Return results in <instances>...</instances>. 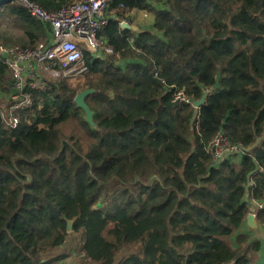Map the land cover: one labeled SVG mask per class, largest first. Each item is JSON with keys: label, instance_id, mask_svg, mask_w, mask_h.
<instances>
[{"label": "trees", "instance_id": "1", "mask_svg": "<svg viewBox=\"0 0 264 264\" xmlns=\"http://www.w3.org/2000/svg\"><path fill=\"white\" fill-rule=\"evenodd\" d=\"M27 1L53 13L76 0ZM134 10L152 32L121 27ZM106 15L114 55H84L94 126L67 79L32 90L18 127L0 119V264H75L72 234L79 264H260L241 230L264 201V0H111ZM0 24L32 46L47 33L19 0ZM180 91L206 103H175ZM220 132L242 151L216 165Z\"/></svg>", "mask_w": 264, "mask_h": 264}, {"label": "built area", "instance_id": "2", "mask_svg": "<svg viewBox=\"0 0 264 264\" xmlns=\"http://www.w3.org/2000/svg\"><path fill=\"white\" fill-rule=\"evenodd\" d=\"M30 15L46 27V37L34 46L7 45L0 43V59L7 66L8 81H3L4 97L8 103L0 108V119L9 129L19 126L18 112L33 108L32 90H49V81L67 79L69 82L85 76L89 67L84 55L90 53L93 59L101 55L113 56L112 48L106 46L100 31L108 25L106 15L111 0H76L57 12H48L35 3L19 0ZM121 27L127 22L119 20ZM175 103L193 106L184 91L176 94ZM242 148L231 146L226 135L218 133L210 144L214 164L239 153ZM252 208L257 216L264 210V201H255Z\"/></svg>", "mask_w": 264, "mask_h": 264}, {"label": "rangeland", "instance_id": "3", "mask_svg": "<svg viewBox=\"0 0 264 264\" xmlns=\"http://www.w3.org/2000/svg\"><path fill=\"white\" fill-rule=\"evenodd\" d=\"M0 32L2 33V38H1L0 43L3 42L5 44H7V45L32 46L27 41H24L23 43H19L20 41H22V39H24L23 38V34L19 30L15 29L13 27H10V26H8L6 24H0ZM44 39L39 40V42L43 41ZM8 41L10 43H8ZM101 56H102L103 60H105L106 58L109 57V56H106V55H101ZM97 59H99V58H96V60ZM99 60H101V59H99ZM115 60L117 61L116 63L118 65H122V67L125 65L124 62L119 63L120 60H118V57H116ZM87 75H85V76H83L81 78L75 79L74 81L69 82V84L74 89H81L80 93H82L85 90L89 89V88H87V86L85 87ZM9 79H10L9 77H6L4 79V81H8ZM2 93H4V88H3V86H0V94H2ZM7 103H8V101L4 97H1V99H0V108H4L7 105ZM80 129H81V127L79 125H76V124L67 125V126H64L62 128L64 133L67 134V135L72 134L75 130H77V132H80L79 131ZM82 136H83V134H82ZM81 144L86 149L89 143L81 142ZM259 234H260V232L255 234V235L259 236ZM251 239H253V238H251ZM255 240H257V239H255ZM79 249H80L79 236L72 234L71 237L69 238L66 246H65L66 253L71 254V258L69 260L70 263H75V264H79L80 263L81 257H83V255L79 252ZM259 255H260V260H259L258 263L261 262L262 257H264V253L262 254V252H260ZM117 257H118V259L121 258L122 257V253H120Z\"/></svg>", "mask_w": 264, "mask_h": 264}, {"label": "crops", "instance_id": "4", "mask_svg": "<svg viewBox=\"0 0 264 264\" xmlns=\"http://www.w3.org/2000/svg\"><path fill=\"white\" fill-rule=\"evenodd\" d=\"M127 24L130 27V30L133 33H140L143 31H153V25L155 21V17L153 14L146 12V11H141V10H134L130 13L127 14ZM0 99H1V94H0ZM251 208L255 207V203L251 202L250 203ZM258 222V221H257ZM259 223V222H258ZM260 234L259 236H256L257 234L254 231L249 230L247 224L245 223L241 232L243 234L249 235L251 238L258 239L262 242V249L261 252L262 254L264 253V224H260ZM263 230V231H262ZM264 262V257H262V260L260 264H263Z\"/></svg>", "mask_w": 264, "mask_h": 264}, {"label": "water", "instance_id": "5", "mask_svg": "<svg viewBox=\"0 0 264 264\" xmlns=\"http://www.w3.org/2000/svg\"><path fill=\"white\" fill-rule=\"evenodd\" d=\"M15 0H0V8L10 5L14 2ZM122 28L124 29H130V27L128 26V24H125ZM94 90L93 89H87L84 92L78 94L75 97V103L77 105L78 108L82 109L83 112L86 115V121L90 126H94V120H93V112L90 109L89 105L86 103V98L90 95L93 94ZM208 95V92H206L204 94V96L202 97V99H200L199 101H196L193 103V106L198 110L200 109L205 103H206V97ZM246 224L249 228V230L254 231L256 233L260 232V225L257 222V217L255 214L250 213L246 219ZM72 226L73 223L70 221L68 223V231L72 230Z\"/></svg>", "mask_w": 264, "mask_h": 264}]
</instances>
